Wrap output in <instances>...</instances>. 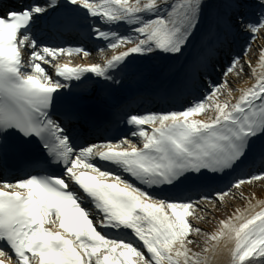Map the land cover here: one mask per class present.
<instances>
[{"label": "snow or ice", "instance_id": "snow-or-ice-1", "mask_svg": "<svg viewBox=\"0 0 264 264\" xmlns=\"http://www.w3.org/2000/svg\"><path fill=\"white\" fill-rule=\"evenodd\" d=\"M258 38L264 0H0V264H264Z\"/></svg>", "mask_w": 264, "mask_h": 264}, {"label": "bare ground", "instance_id": "bare-ground-1", "mask_svg": "<svg viewBox=\"0 0 264 264\" xmlns=\"http://www.w3.org/2000/svg\"><path fill=\"white\" fill-rule=\"evenodd\" d=\"M78 60H79V62H85V61H82L80 58H78ZM258 188V187H257ZM255 192H256V194H260V195H263L264 194V191H262V190H255ZM207 207L209 208V209H214V207L216 208V207H218V206H214L213 204H208L207 205ZM216 212H218L217 210H214V212L213 213H216Z\"/></svg>", "mask_w": 264, "mask_h": 264}, {"label": "rangeland", "instance_id": "rangeland-1", "mask_svg": "<svg viewBox=\"0 0 264 264\" xmlns=\"http://www.w3.org/2000/svg\"><path fill=\"white\" fill-rule=\"evenodd\" d=\"M260 40H264V38H259Z\"/></svg>", "mask_w": 264, "mask_h": 264}]
</instances>
